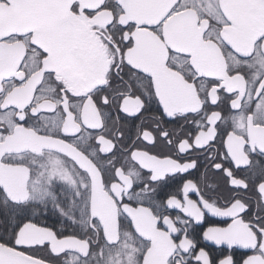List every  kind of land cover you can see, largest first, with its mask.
Returning <instances> with one entry per match:
<instances>
[{
    "label": "snow or ice",
    "instance_id": "6c2138e0",
    "mask_svg": "<svg viewBox=\"0 0 264 264\" xmlns=\"http://www.w3.org/2000/svg\"><path fill=\"white\" fill-rule=\"evenodd\" d=\"M0 264H264V0H0Z\"/></svg>",
    "mask_w": 264,
    "mask_h": 264
},
{
    "label": "flooded vegetation",
    "instance_id": "af4514ba",
    "mask_svg": "<svg viewBox=\"0 0 264 264\" xmlns=\"http://www.w3.org/2000/svg\"><path fill=\"white\" fill-rule=\"evenodd\" d=\"M55 221V217H50L49 219H47L46 221H43L44 223H46L47 225L51 226L53 224V222ZM208 225L205 224L203 225V227H207ZM59 228V226H57V229Z\"/></svg>",
    "mask_w": 264,
    "mask_h": 264
}]
</instances>
